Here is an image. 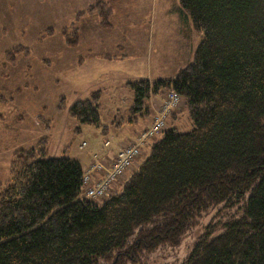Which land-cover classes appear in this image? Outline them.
Returning <instances> with one entry per match:
<instances>
[{"label": "trees", "instance_id": "16d2710c", "mask_svg": "<svg viewBox=\"0 0 264 264\" xmlns=\"http://www.w3.org/2000/svg\"><path fill=\"white\" fill-rule=\"evenodd\" d=\"M179 2L203 34L194 62L173 79L129 82L128 123L148 118L150 98L172 89L190 127L163 130L103 203L82 198L79 160L48 157L37 149L46 142L18 150L11 181L0 183V264H150L210 214L182 264H264V0ZM110 10L98 0L87 13L109 26ZM69 31L77 45L75 24ZM99 98L77 101L70 115L99 127Z\"/></svg>", "mask_w": 264, "mask_h": 264}, {"label": "rangeland", "instance_id": "374dc122", "mask_svg": "<svg viewBox=\"0 0 264 264\" xmlns=\"http://www.w3.org/2000/svg\"><path fill=\"white\" fill-rule=\"evenodd\" d=\"M97 1L0 0L1 184L11 181L16 152L42 142L47 147L41 144L37 149L44 147L48 157L65 156L86 166L91 152L104 146L106 140L115 144L122 133L133 132L128 123L134 115L129 82L173 79L194 62L203 34L194 29L179 0H103L111 9L109 26H103L96 14L87 13ZM73 24L79 35L77 45L68 44V39H74L73 32L69 31V37L64 34ZM19 46L24 50L11 65L6 62V53ZM171 91L158 94L159 110ZM93 93L100 96L99 127L81 124L70 115L77 101L89 99ZM184 103L181 98L166 128L172 124L180 129L190 127ZM149 117L153 122L156 116ZM162 132L149 141L110 195L121 191ZM84 142L88 147L82 150ZM214 215L204 217L181 245L158 251L150 264H182Z\"/></svg>", "mask_w": 264, "mask_h": 264}, {"label": "built area", "instance_id": "2783aa9c", "mask_svg": "<svg viewBox=\"0 0 264 264\" xmlns=\"http://www.w3.org/2000/svg\"><path fill=\"white\" fill-rule=\"evenodd\" d=\"M180 100L181 96L177 92L171 91L153 124L139 133L133 144L121 148L110 166L95 155L83 175L82 197L103 199L110 195L118 181L134 166L143 153V149L148 146L149 141L153 140L166 128V120L172 110L179 105ZM109 145L110 141L108 140L105 142V146ZM86 147L87 143L84 142L80 149L84 150Z\"/></svg>", "mask_w": 264, "mask_h": 264}, {"label": "crops", "instance_id": "0c3cea01", "mask_svg": "<svg viewBox=\"0 0 264 264\" xmlns=\"http://www.w3.org/2000/svg\"><path fill=\"white\" fill-rule=\"evenodd\" d=\"M159 95H156L155 99H152L149 102V108H150L151 116H154V115L156 116V114L159 110V104L161 103V101L159 100ZM181 110H183V109H181ZM184 110H185V108H184ZM147 119H149V120H147V121H142V120L140 121L139 120V122H136V123H129V124H131L130 125L131 128H133V132L131 134H129L127 131L124 132V133H122L120 138H118V141L115 144H111V146L108 148H103V146H102L101 148H99L96 151L93 150L91 152V154H96V153L100 152L99 157L102 158L108 166H110V164L113 162V159L115 158L116 153L121 148H123V147L127 146L128 144H130L131 142H133V140L135 138L134 135H136V133H138V131L141 128L146 129L152 124L151 118L148 117ZM145 125H146V127H144ZM91 154L89 155L90 157H91ZM90 157H88L89 163L87 165H89L91 162ZM80 162L82 163V161H80ZM82 165L85 166L84 164H82Z\"/></svg>", "mask_w": 264, "mask_h": 264}]
</instances>
